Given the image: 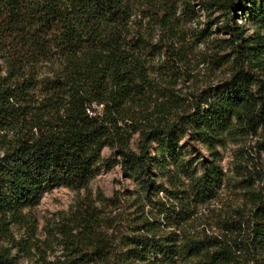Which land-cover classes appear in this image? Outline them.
Wrapping results in <instances>:
<instances>
[{
    "label": "trees",
    "instance_id": "trees-1",
    "mask_svg": "<svg viewBox=\"0 0 264 264\" xmlns=\"http://www.w3.org/2000/svg\"><path fill=\"white\" fill-rule=\"evenodd\" d=\"M213 2L227 17L237 9L244 11L256 30H264V0ZM176 3L0 0V264H17L3 248V241L13 247L19 243L10 222L34 232L35 221L22 209L56 186L86 191L55 230L70 255L61 264H264V188L249 191L255 196L257 217L252 238L236 240L241 222H224L233 228L232 242L188 231L193 209L187 200L176 209L147 196L132 233L113 237L105 231L109 217L88 191L104 147L116 148L130 176L142 181L148 175L147 150L154 141L159 168L169 156L187 171L179 146L181 123L214 157L223 132L233 140L260 130L264 141V39L247 41L240 28L228 22L224 28L240 42L226 44L236 55L231 63L235 70L230 80L216 87L213 99L204 101L207 106L188 121L171 119L178 106L170 93L152 107L153 88L144 62L149 46L134 36L130 21L140 13L171 28ZM211 56L215 62L218 53L212 51ZM44 64L53 66L52 74L38 79ZM96 106H101L100 113ZM128 128L139 132L137 152L129 147ZM219 173L215 163L204 167L194 197L212 190L209 182L219 180Z\"/></svg>",
    "mask_w": 264,
    "mask_h": 264
},
{
    "label": "rangeland",
    "instance_id": "rangeland-1",
    "mask_svg": "<svg viewBox=\"0 0 264 264\" xmlns=\"http://www.w3.org/2000/svg\"><path fill=\"white\" fill-rule=\"evenodd\" d=\"M213 1L177 0L171 28L155 24L153 19L140 13L131 17L132 33L136 37L141 36L149 46L145 50L144 62L153 88L151 105L154 107L156 102H165L164 95L170 93L178 106L173 107V121L194 119L197 109L207 106L204 101L213 99L216 87L230 80L235 70L231 63L236 55L226 44L232 40L235 45L240 42L235 40V34L224 28L226 22L230 27H239L247 41L256 40L258 36L264 39V30H256L244 11L237 9L227 17ZM215 42L219 43L218 49L213 45ZM212 51L218 53L215 62L211 60ZM52 68L50 64L42 65L38 79L51 75ZM260 74L255 72L259 78L262 77ZM38 94L34 91L33 99H37ZM95 110L100 113L101 106H96ZM178 125L177 129L182 133L179 137L181 158L188 161L187 171L175 166L169 156L163 163L164 167L159 168L156 141L147 150L148 175L143 181L130 176L116 148L102 149L94 167L96 174L88 183V191L92 198L99 199L97 205L110 219L106 233L113 237L131 234L139 205L144 204L147 196L154 202L163 201L176 209L187 200L193 209L186 226L191 233L216 235L232 242L235 236L233 228L224 222L236 219L241 222L242 229L236 240L252 238L257 217L255 196L249 191L264 188V141L260 130L254 135H237L233 140L227 137L226 132L221 133L224 140L215 145L218 155L214 159L213 153L191 128L182 126V123ZM122 126L126 128L124 124ZM127 135L129 147L137 152L139 132L133 133L128 128ZM212 163L220 170L219 180L211 179L212 190L202 198H195V184L204 167ZM85 192L84 189L56 186L46 190L32 206L24 207L22 213L35 221V231L31 232L26 225L10 222L11 233L19 243L13 247L3 241V248L9 256L17 264L65 262L70 256L69 250L55 230L75 209ZM144 208L147 210L148 206ZM29 243L39 245L40 249L28 246Z\"/></svg>",
    "mask_w": 264,
    "mask_h": 264
}]
</instances>
